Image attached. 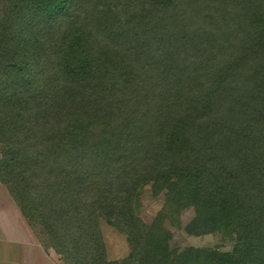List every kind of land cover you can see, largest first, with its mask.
I'll use <instances>...</instances> for the list:
<instances>
[{
	"label": "trees",
	"instance_id": "trees-1",
	"mask_svg": "<svg viewBox=\"0 0 264 264\" xmlns=\"http://www.w3.org/2000/svg\"><path fill=\"white\" fill-rule=\"evenodd\" d=\"M0 142V180L65 264H264V0H6ZM187 206L188 232L233 249H172Z\"/></svg>",
	"mask_w": 264,
	"mask_h": 264
},
{
	"label": "rangeland",
	"instance_id": "rangeland-1",
	"mask_svg": "<svg viewBox=\"0 0 264 264\" xmlns=\"http://www.w3.org/2000/svg\"><path fill=\"white\" fill-rule=\"evenodd\" d=\"M6 0H0V15L5 7ZM2 143L0 142V157L3 155ZM6 185V184H5ZM7 186V185H6ZM8 187V186H7ZM10 187H8L9 189ZM10 193L11 188L9 189ZM13 196V194H12ZM20 206L18 199L13 196ZM165 206V192L158 194L153 192L151 183L145 184L140 190L137 200L134 204L138 216L146 223H150L153 218L163 210ZM22 210V209H21ZM195 214L193 206H187L177 215L176 223L174 219L168 218L165 224L170 232L169 244L172 249L181 250L187 246L195 245L199 247H208L218 250H232L235 243L233 235L223 234L219 231L195 234L186 230V224ZM31 222L39 238L51 247H54V238L47 230L45 222L38 215L30 216ZM101 231L105 242L107 257L110 260H122L128 256L131 251V243L127 234L116 225L110 223L105 217H100ZM55 248V247H54ZM62 263L65 264L63 255L60 253Z\"/></svg>",
	"mask_w": 264,
	"mask_h": 264
},
{
	"label": "crops",
	"instance_id": "crops-1",
	"mask_svg": "<svg viewBox=\"0 0 264 264\" xmlns=\"http://www.w3.org/2000/svg\"><path fill=\"white\" fill-rule=\"evenodd\" d=\"M0 264H63L60 253L47 246L0 180Z\"/></svg>",
	"mask_w": 264,
	"mask_h": 264
}]
</instances>
